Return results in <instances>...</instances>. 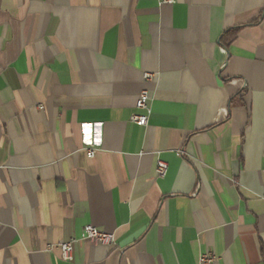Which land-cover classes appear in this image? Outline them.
<instances>
[{"label":"crops","instance_id":"crops-1","mask_svg":"<svg viewBox=\"0 0 264 264\" xmlns=\"http://www.w3.org/2000/svg\"><path fill=\"white\" fill-rule=\"evenodd\" d=\"M206 255L264 264V0H0V264Z\"/></svg>","mask_w":264,"mask_h":264},{"label":"built area","instance_id":"built-area-1","mask_svg":"<svg viewBox=\"0 0 264 264\" xmlns=\"http://www.w3.org/2000/svg\"><path fill=\"white\" fill-rule=\"evenodd\" d=\"M162 3L173 4L174 0H160ZM149 93L146 90L141 91L139 94L136 107L138 110L143 111L144 114H139L133 116V122L139 127L147 126L149 122L150 109L148 107ZM88 156L92 158L94 156V151H88ZM168 172V164L159 161L157 164V174L160 178H164ZM85 238L104 245H116V237L113 234H109L103 231H100L97 227L93 225H88L85 227ZM61 251L63 259L66 261L72 260V242H66L61 245ZM217 258L213 255H206L201 257V264H210L213 263Z\"/></svg>","mask_w":264,"mask_h":264},{"label":"trees","instance_id":"trees-1","mask_svg":"<svg viewBox=\"0 0 264 264\" xmlns=\"http://www.w3.org/2000/svg\"><path fill=\"white\" fill-rule=\"evenodd\" d=\"M230 34V33H229ZM231 34H232V31H231ZM233 36L235 35V32H234V34H232Z\"/></svg>","mask_w":264,"mask_h":264}]
</instances>
